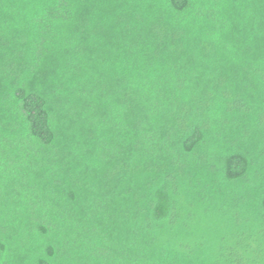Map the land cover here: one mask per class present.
I'll return each mask as SVG.
<instances>
[{"label": "trees", "instance_id": "1", "mask_svg": "<svg viewBox=\"0 0 264 264\" xmlns=\"http://www.w3.org/2000/svg\"><path fill=\"white\" fill-rule=\"evenodd\" d=\"M0 264H264V0H0Z\"/></svg>", "mask_w": 264, "mask_h": 264}]
</instances>
